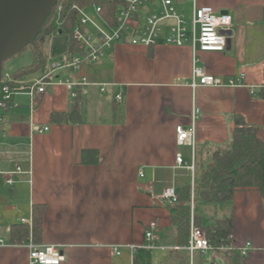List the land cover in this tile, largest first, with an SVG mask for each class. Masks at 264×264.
I'll return each instance as SVG.
<instances>
[{"label":"crops","instance_id":"0c3cea01","mask_svg":"<svg viewBox=\"0 0 264 264\" xmlns=\"http://www.w3.org/2000/svg\"><path fill=\"white\" fill-rule=\"evenodd\" d=\"M175 5L186 19L194 6L228 15L225 50L193 53L187 45H166L163 38L151 47L116 44L78 72L55 75L85 78L75 97L64 84L31 97L12 96L0 126L1 241L54 246L65 257L61 264H133L154 222L155 247L146 249L150 264H264V197L257 188H238L219 202L193 198L215 151L229 147L236 117L256 126L264 141V99L258 95L264 87V0H175ZM55 35L48 45L50 63L67 51V36L57 40ZM193 67L223 81L240 79L242 86L193 91ZM42 75L16 81L26 86ZM74 105L77 121L53 118L70 114ZM194 107L199 114L192 125ZM178 126L193 128L192 145L177 143ZM44 127L48 130L38 133ZM85 151L90 163L83 162ZM17 168L22 174H14ZM9 177L12 185L5 184ZM185 188L191 197L189 228L192 223L210 231L218 221L229 222L224 246L191 256L173 249L177 231L170 208ZM168 189L174 201L163 197ZM33 213L41 217L36 240L31 239ZM20 224L29 235L17 241ZM246 243L251 247L243 257ZM0 264H29L28 252L0 246Z\"/></svg>","mask_w":264,"mask_h":264},{"label":"built area","instance_id":"2783aa9c","mask_svg":"<svg viewBox=\"0 0 264 264\" xmlns=\"http://www.w3.org/2000/svg\"><path fill=\"white\" fill-rule=\"evenodd\" d=\"M116 2L114 24L106 20L102 15V8L98 4L86 6L72 5L76 14V24L71 37L77 43L79 53L70 59L54 60L50 63L48 71L38 79L26 86L13 80L10 75L2 74L0 81V126L5 122V115L13 106L12 96L16 93L31 97L34 94H42L46 87L53 84H64L71 91V96H76V88L86 85L84 77L78 81L71 79H59L55 75L62 71L78 72L81 65L94 63L105 57L107 52L116 44H129L132 46H155L160 38L164 44L181 47L187 45L194 53L223 52L227 45L228 33L231 28V19L228 15L216 12L209 6H194L190 21L181 15L175 5V0H112ZM60 5L57 6V9ZM56 24L60 22L56 19ZM242 86L240 79H228L223 81L219 78L205 74L200 68L193 67L190 87L196 90L199 87H239ZM103 90V87L102 89ZM120 100V96H116ZM199 110L194 107L191 113V123H195ZM48 127L38 130V133L46 132ZM178 144L192 145L193 128L185 130L182 126L175 129ZM176 163H183L182 157H176ZM14 174H22L19 168ZM11 175V174H10ZM6 185H12L11 177L5 180ZM164 198L175 200L172 189L165 191ZM23 223H27L25 219ZM154 222L148 224L144 233V249H153L155 230ZM0 246L23 247L28 252L29 264H61L65 257L54 246H38L31 241L21 244H6L0 240ZM250 243H246L240 249V255L246 257L250 249ZM132 249H134L131 246ZM211 248L203 230L192 223L189 228L187 244L175 246L174 250H185L189 256L194 252H204Z\"/></svg>","mask_w":264,"mask_h":264},{"label":"trees","instance_id":"16d2710c","mask_svg":"<svg viewBox=\"0 0 264 264\" xmlns=\"http://www.w3.org/2000/svg\"><path fill=\"white\" fill-rule=\"evenodd\" d=\"M93 3L98 4L103 10L102 15L104 18L114 24L116 2L112 0H59L45 20L34 43L23 49H30L31 63L15 70L10 77L13 80H17L36 72L45 74L50 65V61L48 62L49 41L59 30L67 36V51L64 58L68 60L78 54V45L71 37L77 18L72 5L86 6ZM58 5H60L59 9H57ZM56 19L60 22V26L56 24ZM258 95L261 99H264V87L259 90ZM67 116H70V120L73 122L78 120L76 105H74L70 114L63 115L61 118H58L60 117L58 115H54L53 118L67 120ZM87 152H84L83 162L90 163V161L86 160L88 157ZM251 187L257 188L264 197V141L258 137V128L256 126L246 124L243 118L236 117L229 147L225 150L215 151L211 163L206 167L202 181L195 190L193 198L204 202L225 201L231 199L236 189ZM183 192V197H176L177 205L170 208L172 222L177 231L178 246L186 245L189 235L190 190L185 188ZM40 218V216H36L33 213L31 239L36 240L40 235ZM15 230L17 241L27 239L29 235L27 227L20 224ZM203 232L211 246L221 247L225 245L224 241L231 233V226L229 222L218 221L217 226L212 228V230H203ZM150 260L151 254L149 250L144 248L135 250L133 264H150Z\"/></svg>","mask_w":264,"mask_h":264},{"label":"water","instance_id":"95a60500","mask_svg":"<svg viewBox=\"0 0 264 264\" xmlns=\"http://www.w3.org/2000/svg\"><path fill=\"white\" fill-rule=\"evenodd\" d=\"M59 0H0V81L5 61L32 45ZM61 34V30L58 31Z\"/></svg>","mask_w":264,"mask_h":264},{"label":"rangeland","instance_id":"374dc122","mask_svg":"<svg viewBox=\"0 0 264 264\" xmlns=\"http://www.w3.org/2000/svg\"><path fill=\"white\" fill-rule=\"evenodd\" d=\"M183 6H180L181 9H184ZM187 17L189 18L188 15H187ZM187 21H190V19H187ZM54 25H55V23H54ZM65 36H66L65 34H63V35L57 34V35H55V39L57 38V40H64ZM31 58H32V56H31L30 49H26V50L21 51L19 54H17L13 58L5 61L3 64V68H2V72H3L4 76L12 73L13 71H15L16 69H18L20 67L28 65L31 61ZM48 62H49V60H48Z\"/></svg>","mask_w":264,"mask_h":264}]
</instances>
